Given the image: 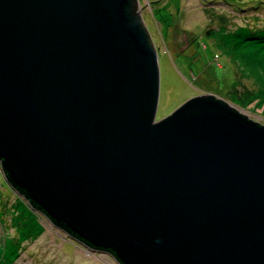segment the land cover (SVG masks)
<instances>
[{"label":"water","instance_id":"1","mask_svg":"<svg viewBox=\"0 0 264 264\" xmlns=\"http://www.w3.org/2000/svg\"><path fill=\"white\" fill-rule=\"evenodd\" d=\"M136 3L0 0L1 172L118 264H264V125L211 94L157 120Z\"/></svg>","mask_w":264,"mask_h":264},{"label":"rangeland","instance_id":"2","mask_svg":"<svg viewBox=\"0 0 264 264\" xmlns=\"http://www.w3.org/2000/svg\"><path fill=\"white\" fill-rule=\"evenodd\" d=\"M137 1L158 55L157 120L211 94L264 125V75L248 64L253 51L264 63V0ZM17 195L0 173V264H118L73 241Z\"/></svg>","mask_w":264,"mask_h":264},{"label":"trees","instance_id":"3","mask_svg":"<svg viewBox=\"0 0 264 264\" xmlns=\"http://www.w3.org/2000/svg\"><path fill=\"white\" fill-rule=\"evenodd\" d=\"M228 51L230 54L234 55L235 53H237L236 51V47L234 44L229 45L228 47ZM239 57V56H238ZM248 64L249 67H251L252 70L254 71H260L263 75H264V63H261L258 59V54L256 51H253L249 54L248 56ZM13 191H15L16 194H18L17 196H19L22 200L24 199V196L19 192V188L16 187V189H12ZM18 190V191H17ZM27 202V201H26ZM27 206H29V208L33 209L30 204L27 202L26 203ZM35 210V209H34ZM41 213V212H40ZM43 214V213H42ZM44 216V214H43ZM82 242V241H81ZM83 243V242H82Z\"/></svg>","mask_w":264,"mask_h":264},{"label":"flooded vegetation","instance_id":"4","mask_svg":"<svg viewBox=\"0 0 264 264\" xmlns=\"http://www.w3.org/2000/svg\"><path fill=\"white\" fill-rule=\"evenodd\" d=\"M65 232V231H64ZM66 233V232H65ZM68 235V234H67ZM68 236H70V235H68ZM70 238L73 240V241H75V242H77V243H80L81 245H84V246H86L84 243H82L79 239H75L74 237H72V236H70ZM87 247V246H86ZM103 252H106V253H108L107 251H103ZM109 255H111L110 253H108Z\"/></svg>","mask_w":264,"mask_h":264},{"label":"crops","instance_id":"5","mask_svg":"<svg viewBox=\"0 0 264 264\" xmlns=\"http://www.w3.org/2000/svg\"><path fill=\"white\" fill-rule=\"evenodd\" d=\"M158 10H159V9H158ZM0 173H1V172H0ZM1 174H2V173H1ZM2 177H3V179H5L4 176H3V174H2ZM5 181H6V180H5ZM11 189H12V188H11ZM14 192H15V191H14Z\"/></svg>","mask_w":264,"mask_h":264},{"label":"built area","instance_id":"6","mask_svg":"<svg viewBox=\"0 0 264 264\" xmlns=\"http://www.w3.org/2000/svg\"><path fill=\"white\" fill-rule=\"evenodd\" d=\"M0 171H1V168H0Z\"/></svg>","mask_w":264,"mask_h":264},{"label":"clouds","instance_id":"7","mask_svg":"<svg viewBox=\"0 0 264 264\" xmlns=\"http://www.w3.org/2000/svg\"><path fill=\"white\" fill-rule=\"evenodd\" d=\"M1 168V167H0ZM1 172V171H0ZM2 173V172H1Z\"/></svg>","mask_w":264,"mask_h":264}]
</instances>
